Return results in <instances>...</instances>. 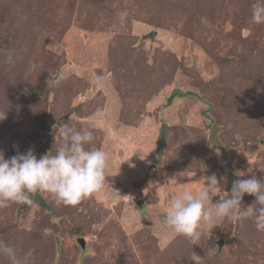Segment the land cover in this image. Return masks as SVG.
Listing matches in <instances>:
<instances>
[{
  "label": "rangeland",
  "instance_id": "rangeland-1",
  "mask_svg": "<svg viewBox=\"0 0 264 264\" xmlns=\"http://www.w3.org/2000/svg\"><path fill=\"white\" fill-rule=\"evenodd\" d=\"M260 3L0 0V150L54 154L60 126L96 114L89 147L109 159L104 187L75 206L37 192L44 205L0 208V240L33 250L34 264H193V251L202 264H264L254 218H216L210 235L202 223L198 245L161 222L207 175L225 177L224 191L264 178ZM254 200L245 194L241 207Z\"/></svg>",
  "mask_w": 264,
  "mask_h": 264
},
{
  "label": "clouds",
  "instance_id": "clouds-1",
  "mask_svg": "<svg viewBox=\"0 0 264 264\" xmlns=\"http://www.w3.org/2000/svg\"><path fill=\"white\" fill-rule=\"evenodd\" d=\"M252 21L264 23V3L253 8ZM5 51H8L6 63L14 64V54ZM36 68L37 63L33 62L29 70ZM59 79L53 77L56 83ZM4 118L5 111H0V120ZM96 121L97 115L93 114L86 126L79 129L67 123L60 126L58 132L62 143L54 154L48 151L38 158L29 148L6 158L4 151L0 150V208L12 203L31 205L34 203L33 194L37 192H47L58 203L75 206L100 191L106 180L109 159L105 150L89 147L95 139ZM237 176H245V173ZM222 182L226 183L225 177L212 173L204 177L198 191L184 190L176 194L163 214V225L189 238L192 245H198L201 239L202 223L209 227L210 235V229L217 225L216 218L237 222L254 218L256 229L264 231V178L258 179L255 175L237 178L228 191L222 190ZM245 194L254 196L255 200L242 208ZM217 195L219 200L213 203V197ZM0 255L7 257L10 264H34L33 250L19 255L15 246L3 240H0ZM190 260L193 264H202V256L195 251Z\"/></svg>",
  "mask_w": 264,
  "mask_h": 264
},
{
  "label": "water",
  "instance_id": "water-1",
  "mask_svg": "<svg viewBox=\"0 0 264 264\" xmlns=\"http://www.w3.org/2000/svg\"><path fill=\"white\" fill-rule=\"evenodd\" d=\"M137 204H138V206H140V207L142 206V203L139 202V200L137 201ZM78 241L80 242V245L83 247V246H84V240H83L82 238H80ZM222 245H223V241H222V239L218 240V246H219V248H221Z\"/></svg>",
  "mask_w": 264,
  "mask_h": 264
},
{
  "label": "trees",
  "instance_id": "trees-1",
  "mask_svg": "<svg viewBox=\"0 0 264 264\" xmlns=\"http://www.w3.org/2000/svg\"><path fill=\"white\" fill-rule=\"evenodd\" d=\"M182 92H179V90H175L174 92H173V95H176V96H182V94H181ZM37 199V198H36ZM34 201H37L38 203H40V204H42V205H44L45 204V201L42 199V198H38V200H34ZM46 208H48V206L46 205Z\"/></svg>",
  "mask_w": 264,
  "mask_h": 264
}]
</instances>
